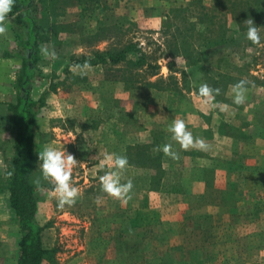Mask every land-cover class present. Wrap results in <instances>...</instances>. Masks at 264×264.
Instances as JSON below:
<instances>
[{
    "label": "rangeland",
    "instance_id": "1",
    "mask_svg": "<svg viewBox=\"0 0 264 264\" xmlns=\"http://www.w3.org/2000/svg\"><path fill=\"white\" fill-rule=\"evenodd\" d=\"M38 1L39 72L31 96L44 102L33 140L37 155L51 144L75 156L73 183L80 189L74 206L59 209L53 185L43 180L37 163L36 222L48 253L41 264H264V156L243 171L234 165L236 158L224 156L210 158L214 165L208 170L192 169L197 150H182L167 131L174 113H187L193 136L207 137V121L199 113L243 110L246 102L235 105L229 87L243 79L251 88L246 101L253 116L246 119L251 122L246 141L234 146L244 144L245 155L261 148L253 138H264V47L246 39L248 18L240 17L246 5L231 8L233 15L219 17L212 30L200 6L223 0ZM13 22L11 12L8 27ZM260 36L264 43V27ZM4 43L0 100L7 107L16 96L20 39L8 28ZM41 46L57 58H45ZM126 49V59L113 62L111 57ZM139 60L142 66L135 67ZM85 61L91 71H73ZM202 83L219 88L215 103L229 107L204 105L196 95ZM5 110L0 113V264H16L21 233L5 190L15 157ZM164 120L167 127L159 132L152 124ZM232 130L233 138L241 139L239 127ZM167 143L178 159L155 150ZM107 153L129 161L121 182L131 179L134 187L126 204L101 191L99 177L110 170L103 163ZM181 161L185 165L177 164Z\"/></svg>",
    "mask_w": 264,
    "mask_h": 264
},
{
    "label": "trees",
    "instance_id": "2",
    "mask_svg": "<svg viewBox=\"0 0 264 264\" xmlns=\"http://www.w3.org/2000/svg\"><path fill=\"white\" fill-rule=\"evenodd\" d=\"M40 2L38 0H15L12 10L16 15V22L19 25L22 38H24L21 74L17 80L18 95L16 102L8 106V125L15 157L9 171L12 175L8 176L5 188L10 208L14 212L16 225L21 233L16 264H41L48 254L42 245L43 227L36 222L37 186L32 183L39 162L33 140L35 120L38 109L44 102V97L34 101L30 96V82L39 72L36 66L37 37L35 27L37 19L34 13L39 9ZM239 3L246 5V13L240 17L253 19L257 27L264 25V0H223L211 2L209 6H200L202 16L208 23L207 26L216 30L219 25L216 20L219 17H226L227 13L233 15L234 9L231 8H238ZM43 7L46 12L50 11L44 5ZM219 10L221 13H218ZM25 50L26 52H24ZM129 51L126 49L123 53L114 54L111 57L113 62L126 59L125 56ZM103 56L99 57L98 55L97 57L104 61ZM140 62L141 60L133 64L135 67H139L142 66Z\"/></svg>",
    "mask_w": 264,
    "mask_h": 264
},
{
    "label": "clouds",
    "instance_id": "3",
    "mask_svg": "<svg viewBox=\"0 0 264 264\" xmlns=\"http://www.w3.org/2000/svg\"><path fill=\"white\" fill-rule=\"evenodd\" d=\"M15 0H0V36H7L8 34V17L12 12ZM247 27L246 39L251 44L264 47L261 41L260 27H257L253 19L244 21ZM41 54L45 58L56 59L55 51H49L46 46H41ZM92 70L90 63L85 61L83 65H74L73 71H79L80 74H86ZM248 81L240 80L239 82L230 85V90L233 95V103L235 105H243L246 102V94L248 92ZM221 94L219 88H212L207 83H202L198 92L197 98L201 100L204 105H210L213 108L222 107L227 109L229 105H219L215 103V97ZM167 131L171 133V140L178 143L182 150L188 151L191 149L206 151L209 148L206 140L202 137H194L189 130L184 119L175 118ZM156 151H162L167 157L173 160L178 159V153L173 150L172 143L164 144L157 147ZM39 170L44 181L53 185L52 196L57 199V207L64 209L65 206L72 207L75 205L77 198L80 195V189L73 183V169L78 165V160L74 155L67 153L65 150H60L53 147L51 144H46L43 150L38 154ZM103 163L110 170L106 171L99 177L101 191L116 200L126 204L132 197L133 182L128 179L127 182L122 183L125 170L129 166V161L126 156L116 153H107L104 156ZM11 176L12 173H7ZM38 187L41 183L40 178L33 181ZM101 198H96V203H100Z\"/></svg>",
    "mask_w": 264,
    "mask_h": 264
},
{
    "label": "crops",
    "instance_id": "4",
    "mask_svg": "<svg viewBox=\"0 0 264 264\" xmlns=\"http://www.w3.org/2000/svg\"><path fill=\"white\" fill-rule=\"evenodd\" d=\"M12 16L14 17V22L12 25H10L8 28L11 30V32L20 39V45H19V49H18V57L20 58V63H22V53H23V40L24 38H22L23 36L21 35V32L19 30V25L16 22V15L13 14L12 12ZM14 26V27H13ZM264 26H260V28H262ZM37 37V36H36ZM5 36H0V47H5ZM26 52V50L24 51ZM4 62V61H3ZM1 65H3V63H1ZM4 72L5 70L0 69V78L4 77ZM21 74V67H20V72L19 75L17 77V80L19 78ZM17 80H16V87H15V99L14 102L9 103L10 104H14L16 102V98L18 95V88H17ZM31 86H30V92L32 91V80L30 82ZM250 89L248 87V92L246 94L247 98L246 100L249 99V93H250ZM31 96V94H30ZM32 98V96H31ZM4 100V99H3ZM3 100H0V113H5V108H7L8 111V106L6 107ZM34 100V99H33ZM36 101V100H34ZM249 103H251V101H246V105L243 106V110H240L239 113H215L213 111H210L209 113H199L201 114L202 118H204L207 122L205 124V131L207 133V137H204V139L206 140L207 144L209 145L208 150L206 151H202V150H197L195 154H193V162H190V165L192 167V169H200V170H208L212 165H214V160L211 161L210 163V158H219L221 156H224L225 158H236L237 162L236 164H234L235 166H237V170L238 171H243L247 166H257L258 164L255 161V158H263L264 156V138L260 139L257 137H254L253 140L254 142H259L261 148L259 147H255L254 149H252V153L249 155H245V151H246V146L243 144L241 146H239L238 148H236L234 146V142L235 141H239L241 140V142H245L246 141V134L248 133V129L251 128V122H247V117L251 118L253 116V113H249L250 109L249 108H253ZM9 114V111H8ZM162 114L164 116V118H166V115H170L171 113H159ZM193 116L196 115L197 113H192ZM175 116H177V118H181V119H185L184 115H187V113H174ZM257 117L258 119L261 118L259 116V114L257 113ZM186 122V121H185ZM168 121L164 120L162 121H158L157 124H152V125H158L159 126V132H161L162 130H164L167 127ZM189 130L193 133L192 129L195 127V125L193 124V119H189V122H186ZM165 126V127H164ZM233 126H238L240 129V132L242 133L241 139L238 138L237 140L235 138H233L232 135V129ZM262 130V129H261ZM148 133L152 132V129H148L147 130ZM203 138V137H202ZM196 150V149H195ZM236 150V151H235ZM257 150H259L260 153L257 152ZM181 152V150H180ZM184 152V151H183ZM247 156V157H246ZM251 158V159H248ZM242 160L241 162H238V160ZM260 161V160H258ZM181 162H177V164L179 165L181 163V165H185L184 163ZM203 162H205V164H203ZM194 171V170H193ZM193 181H203V180H207V178L203 179V178H197V177H193V179H191ZM2 207H0V221L2 220V215L4 210L2 211Z\"/></svg>",
    "mask_w": 264,
    "mask_h": 264
}]
</instances>
